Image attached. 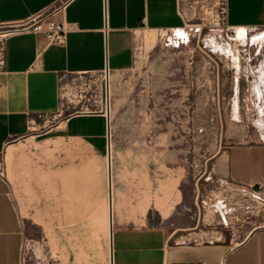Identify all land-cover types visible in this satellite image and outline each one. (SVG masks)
Instances as JSON below:
<instances>
[{
    "label": "rangeland",
    "instance_id": "obj_1",
    "mask_svg": "<svg viewBox=\"0 0 264 264\" xmlns=\"http://www.w3.org/2000/svg\"><path fill=\"white\" fill-rule=\"evenodd\" d=\"M213 1L179 0L186 26L153 33L151 49L135 39L133 66L111 77L109 138L114 181L137 202L128 211L180 229L178 240L233 246L264 226V188L231 184L221 160L233 143L264 141V41L251 40L264 26L230 32L208 13ZM105 83V74L65 77L59 113L37 117L0 157L23 218L22 264H106L105 158L79 139L41 141L51 125L92 115Z\"/></svg>",
    "mask_w": 264,
    "mask_h": 264
},
{
    "label": "crops",
    "instance_id": "obj_2",
    "mask_svg": "<svg viewBox=\"0 0 264 264\" xmlns=\"http://www.w3.org/2000/svg\"><path fill=\"white\" fill-rule=\"evenodd\" d=\"M41 12H51V17L69 31L64 45L48 44L42 33L13 32L2 40L0 157L4 162L14 142L29 138L27 134L37 117L59 113L61 86L67 76L105 74L110 133L111 77L133 66L135 39L151 49L155 44L153 33L186 26L179 0H0V26L23 22ZM226 22L235 28L263 27L264 0H227ZM99 108L92 115L70 116L51 125L45 134L54 135L41 141L79 139L97 157L105 158L102 254L106 264H111L109 142L106 117ZM41 134L32 135L35 143ZM126 151L115 150L114 156H123ZM110 154L113 264H264V226L231 246L218 240H178L181 235L176 232L180 229L169 233L159 225L148 224L146 212L128 211V204L135 207L137 202H128L117 178L114 181L118 170L112 165L111 140ZM221 160L231 184L264 188V142L233 143ZM163 217H167L166 212ZM24 236L23 218L4 173L0 177V264H22Z\"/></svg>",
    "mask_w": 264,
    "mask_h": 264
},
{
    "label": "built area",
    "instance_id": "obj_3",
    "mask_svg": "<svg viewBox=\"0 0 264 264\" xmlns=\"http://www.w3.org/2000/svg\"><path fill=\"white\" fill-rule=\"evenodd\" d=\"M51 12H41L23 22L0 26V28H5V30L0 31V32L5 33L4 36L0 37V70H2L4 67L2 40L4 39L6 35L10 33H13V32H28V33H33V34L42 33L44 34L45 39L48 44H54V45H64L65 44L66 35L69 29L65 24L56 22L51 17ZM208 13L213 16V19L216 25H223L226 28V30L230 32H235L234 30L235 27L229 26L226 22L227 0H214L212 3L211 9L208 10ZM168 31L169 30H165V32H168ZM105 106H106V97L104 95V98H102V105L100 106L98 111L106 117ZM3 175H4L3 171L0 170V177H3ZM21 260H22V263L25 260V254L23 252V249L21 253Z\"/></svg>",
    "mask_w": 264,
    "mask_h": 264
},
{
    "label": "water",
    "instance_id": "obj_4",
    "mask_svg": "<svg viewBox=\"0 0 264 264\" xmlns=\"http://www.w3.org/2000/svg\"><path fill=\"white\" fill-rule=\"evenodd\" d=\"M108 73V72H106ZM106 104L109 102L108 92L106 91ZM106 123H107V136H108V163H109V216H110V235H109V248H110V260L111 264H113V247H112V200H111V154H110V138H109V117L106 115Z\"/></svg>",
    "mask_w": 264,
    "mask_h": 264
},
{
    "label": "bare ground",
    "instance_id": "obj_5",
    "mask_svg": "<svg viewBox=\"0 0 264 264\" xmlns=\"http://www.w3.org/2000/svg\"><path fill=\"white\" fill-rule=\"evenodd\" d=\"M243 28H234V30H235V32L236 33H240V30H242ZM179 30V29H178ZM161 31H165V30H161ZM4 32H0V37H2V36H4ZM251 40L252 41H259V42H263L264 41V30H262L261 32H259V33H257V34H255V35H253L252 37H251ZM108 92V91H107ZM109 96V95H108ZM105 111H106V115H108V117H109V102L106 104V106H105ZM4 157H5V159H7V154L5 153V155H4Z\"/></svg>",
    "mask_w": 264,
    "mask_h": 264
}]
</instances>
